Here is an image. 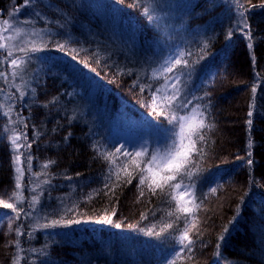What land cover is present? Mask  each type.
Returning <instances> with one entry per match:
<instances>
[{
  "label": "trees",
  "instance_id": "1",
  "mask_svg": "<svg viewBox=\"0 0 264 264\" xmlns=\"http://www.w3.org/2000/svg\"><path fill=\"white\" fill-rule=\"evenodd\" d=\"M261 4L32 0L26 7L25 0H0V17L15 18L17 27L39 31L43 49L29 53L17 89L0 84L6 97L0 110V199L14 202L10 198L15 190L14 151L2 130L5 113L16 117L24 148L31 144L25 148L26 161L29 155L31 161H24L23 168L35 185L32 197L38 198L34 211L27 207L32 197L26 194L19 218L0 207V264L16 263L18 248L19 264H167L173 258L175 264H264ZM177 47L189 62L181 87L183 101L191 103L175 114L197 109L212 125L203 130V155L195 157L191 169L195 202L200 204L189 217V226L195 224L189 232L192 252L181 250L177 242L186 226L183 219L176 220L175 201L170 204V197L152 195L146 186L141 196L138 179L127 183L123 172L120 180L109 178V163L102 155L111 152L109 131L117 124L139 129L150 148L160 147L179 130L153 112V92L163 83L153 70ZM5 55L0 51V60ZM36 213L46 223L81 222L43 228L33 219ZM105 216L113 223H96ZM166 223L172 228L160 236L146 234L150 229L160 232ZM225 226L230 229L228 239L220 241ZM218 243L219 254L214 255Z\"/></svg>",
  "mask_w": 264,
  "mask_h": 264
},
{
  "label": "snow or ice",
  "instance_id": "2",
  "mask_svg": "<svg viewBox=\"0 0 264 264\" xmlns=\"http://www.w3.org/2000/svg\"><path fill=\"white\" fill-rule=\"evenodd\" d=\"M32 0H25V6L27 7ZM261 6H264V0H262ZM238 7H243L238 5ZM243 17V13H240ZM28 23V21H25ZM3 27L0 28V50L6 52L5 61L10 59V68L12 77H17L20 75L21 71L26 67V60L29 57V53L40 52L43 49L37 47L34 41H29L32 46L28 47L27 44L20 46L18 44L11 43L17 40L23 35H27L21 27H17L15 24H10L8 20L3 21ZM9 32L11 35L5 36L4 33ZM33 36L37 35L35 32L32 33ZM232 35L231 30L228 33L230 38ZM207 47V45H205ZM248 47L251 49L252 45L249 44ZM23 53L22 56L12 58L14 52ZM184 53H179L171 61L165 60L158 69H154V76L157 79L162 78L163 83L156 88L153 92V112L160 116H165L168 118L170 125L173 128H179L178 131H174L169 137V141H166L160 147L150 148L147 144H142L139 148H133V151H128L127 148L121 146V148L116 149L115 152L105 151L102 153L104 158L109 163V178L113 175L116 176L117 180H120V173L123 172L126 177V182L131 183L133 178L138 179L139 184L137 185L140 189V195H144L143 188L147 187L148 191L152 195H161L170 197L169 203L175 201V213L176 220L183 219L185 223V229L176 238L177 242L182 246L181 250H187L192 252V245L194 241L190 238L189 232L195 228V224L189 226V217L200 208V204L196 203L195 193L193 191L195 185L192 183L194 179V174L191 171L196 165L193 163L196 156L203 155V149L200 147L201 143L205 141V136L203 130L212 127L205 122V114L203 112L194 109L191 114L188 115H176L175 113L180 108H186L191 101L184 102L182 99L183 89L181 84V75H183V69L189 67V62L183 59ZM253 63H255L253 59ZM179 72L180 75H176ZM0 76L7 80V76L4 73H0ZM151 87V86H149ZM19 90V88H18ZM143 90V89H142ZM253 94L256 92V87L252 88ZM25 93L20 91V96L23 97ZM252 112H249V116ZM251 125V121H249ZM13 145V151L18 152L21 148V144L18 143L21 140L20 135H13L9 138ZM26 140V137H24ZM67 139V137H65ZM251 144V141H249ZM25 148H31V144H26ZM251 155V153H249ZM124 159H120V157ZM31 157L29 155L27 163L30 164ZM49 163H52L51 161ZM253 161L248 160V164L251 165ZM13 164L15 168V190L12 192V197L14 202H8L4 199H0V207L4 209H11L12 212L16 213L17 218H19L20 212L23 209L18 210V206L22 204L25 200L23 195V188L21 183V178L24 175V170L21 167L22 159L21 155L17 154L13 157ZM48 167V164L43 166ZM131 169V170H130ZM185 179L189 180V183L185 184ZM107 186V185H106ZM176 190H180L179 196L176 195ZM34 191V190H33ZM213 192L216 189H212ZM188 197V199H185ZM38 201V198L34 195L32 199L28 202L30 207H33ZM168 216H172L173 212L169 211ZM6 215V214H5ZM143 218V214H142ZM236 217H233L235 220ZM79 220H70L66 223L61 221L53 220L49 223H45L41 227H57L64 226L67 227L70 224H79ZM96 223L100 224H112L113 221L111 216H105L103 219L97 220ZM232 221H229L231 224ZM116 228H120V224L113 225ZM134 227V226H130ZM169 228H172L171 223H166L161 227L160 232H155L153 230H148L147 235L150 236H160L162 233L166 232ZM230 229L225 226L223 233L218 238L220 241H227ZM16 234L19 236L20 229H16ZM16 247H19V241H16ZM217 252L214 255H218L219 248L221 244H217ZM179 256V252L176 253ZM18 259V257L16 258ZM15 264V261H14ZM167 264H175V258L167 260Z\"/></svg>",
  "mask_w": 264,
  "mask_h": 264
},
{
  "label": "rangeland",
  "instance_id": "3",
  "mask_svg": "<svg viewBox=\"0 0 264 264\" xmlns=\"http://www.w3.org/2000/svg\"><path fill=\"white\" fill-rule=\"evenodd\" d=\"M21 13H23V10H21L20 13L18 12L17 14H21ZM13 15L16 16V13L14 12ZM4 20H8L10 24H15L16 25V22H14V21H16L15 18H11V17L1 18L0 17V28H2L4 26L3 25V21ZM23 30H24L25 33H27V35H23L20 38H18L17 40L12 41L11 43L18 44L20 46H24V44H27L28 47H31L32 45L30 43H28V42L29 41H34L36 46L39 47V40H38V38L40 37L39 31H37V30H25V29H23ZM34 32L37 35L33 36L32 33H34ZM11 34L12 33H9V32H5L4 33L5 36L11 35ZM0 51L1 52H5L4 50H0ZM180 51L181 50H180L179 47L175 48V50H172L170 52V54L168 55L166 60L171 61L173 58H175L180 53ZM20 54H23V53H20L18 51L14 52V56H18ZM8 62L9 61L6 62L5 60L4 61L0 60L1 66L3 65L2 69H1V73H4L7 76V80H5L4 77L0 76V82H1L0 84L2 85L1 86L2 88H3V86H5V87L7 86V88H9V89H11V88H14V89L16 88L17 89V86H18V83L20 81V78H22L21 74L24 71V69L21 71L19 76L12 77L10 63H9V70H8L9 72L6 71V69H4L5 65H7ZM5 98L6 97L5 96L3 97V94L0 93V110L5 109V103H6V101H5L6 99ZM3 117H4V120H5L3 122L4 123V128L2 129L3 133L4 132L7 133L10 137L13 136V135H20L19 131L16 128V123H17V120H15L16 117L14 118V117L10 116L9 114H6V113L3 114ZM120 125H122V124H117V126H111V129L109 131V142H110V151L111 152H115L116 149L121 148V146H124L125 148H127L128 151H133L134 147L135 148H139L142 144H147V146H149L148 139L140 134L139 129H134L133 131H131V129L129 130L127 128L121 129L120 127H122V126H120ZM9 142L12 145L11 140ZM18 143L21 144V148H20V150L18 152H14V155H17V154L21 155V159H22L21 167L23 168L24 161H26V158H25L26 149L24 148L23 143H22L21 140ZM12 150H13V145H12ZM24 158H25V160H24ZM120 158L124 159V157H122V156ZM23 170H24V175L21 178V183H22L23 195L25 197V200H24V202L22 204H20L18 206V210L19 209H23V211L20 212V216L25 211V207H26V204H27V203H25L26 194L29 193L27 198L30 199L32 197V193L35 191L34 183L30 179L28 180V178H26L25 169L23 168ZM30 173H32V172H30ZM15 176H16V173H15V168H14V164H13L12 182L14 184V188H15ZM26 180L29 181L27 184H26V182H27ZM179 193H180V190H176V195L177 196H179ZM185 199H188V197H185ZM27 207H30V206L28 205ZM34 207H36V204L33 207H30V209L34 210ZM34 211H36V210H34ZM33 216H34L33 219L37 223H39L38 225L40 227L46 223L43 218L39 219L38 213L34 214ZM36 222H35V225H36ZM44 232H46V231H44ZM15 256H16L15 259L18 257V259H16V263L15 264H19L18 263L19 262V258H20V249L19 248H18L17 253L15 254Z\"/></svg>",
  "mask_w": 264,
  "mask_h": 264
}]
</instances>
